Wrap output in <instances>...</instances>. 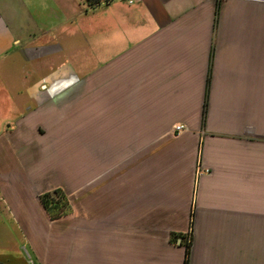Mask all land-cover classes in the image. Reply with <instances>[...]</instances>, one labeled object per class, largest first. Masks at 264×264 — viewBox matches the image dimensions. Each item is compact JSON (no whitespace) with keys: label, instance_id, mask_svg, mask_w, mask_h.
Segmentation results:
<instances>
[{"label":"crops","instance_id":"0c3cea01","mask_svg":"<svg viewBox=\"0 0 264 264\" xmlns=\"http://www.w3.org/2000/svg\"><path fill=\"white\" fill-rule=\"evenodd\" d=\"M131 1L0 0V264H264V0Z\"/></svg>","mask_w":264,"mask_h":264},{"label":"trees","instance_id":"16d2710c","mask_svg":"<svg viewBox=\"0 0 264 264\" xmlns=\"http://www.w3.org/2000/svg\"><path fill=\"white\" fill-rule=\"evenodd\" d=\"M113 0H83L88 8H95L101 4L107 5ZM46 212L52 219H57L69 213L70 209L66 198L60 191H54L50 194H45L40 198ZM190 244H186V260L184 264H188Z\"/></svg>","mask_w":264,"mask_h":264},{"label":"built area","instance_id":"2783aa9c","mask_svg":"<svg viewBox=\"0 0 264 264\" xmlns=\"http://www.w3.org/2000/svg\"><path fill=\"white\" fill-rule=\"evenodd\" d=\"M129 4H131L132 3V1L131 0H126ZM184 130V126H182V125H175L174 126V132L175 133H181L182 131ZM200 173L201 174H208V171L207 170H201L200 171ZM190 243V238H189V235L187 236V239H186V244H189Z\"/></svg>","mask_w":264,"mask_h":264}]
</instances>
